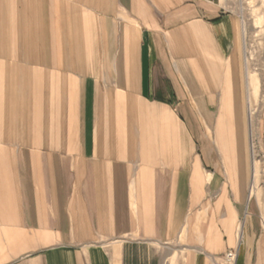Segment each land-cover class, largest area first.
<instances>
[{
  "label": "crops",
  "instance_id": "1",
  "mask_svg": "<svg viewBox=\"0 0 264 264\" xmlns=\"http://www.w3.org/2000/svg\"><path fill=\"white\" fill-rule=\"evenodd\" d=\"M248 81L222 0H0V264H264Z\"/></svg>",
  "mask_w": 264,
  "mask_h": 264
},
{
  "label": "rangeland",
  "instance_id": "2",
  "mask_svg": "<svg viewBox=\"0 0 264 264\" xmlns=\"http://www.w3.org/2000/svg\"><path fill=\"white\" fill-rule=\"evenodd\" d=\"M229 15L238 21L245 80H250V98L247 104L249 146L253 161V187L251 203L256 201L264 212V154L261 149L260 123L264 112V0H222ZM249 82V81H248ZM264 235V229L262 228ZM126 251L125 264H175L173 255L181 256L177 244L144 243L132 245ZM172 255V256H171Z\"/></svg>",
  "mask_w": 264,
  "mask_h": 264
},
{
  "label": "built area",
  "instance_id": "3",
  "mask_svg": "<svg viewBox=\"0 0 264 264\" xmlns=\"http://www.w3.org/2000/svg\"><path fill=\"white\" fill-rule=\"evenodd\" d=\"M264 229V227H263ZM237 256V250L236 249H230L225 254V259L227 264H234Z\"/></svg>",
  "mask_w": 264,
  "mask_h": 264
},
{
  "label": "bare ground",
  "instance_id": "4",
  "mask_svg": "<svg viewBox=\"0 0 264 264\" xmlns=\"http://www.w3.org/2000/svg\"><path fill=\"white\" fill-rule=\"evenodd\" d=\"M254 170V169H253ZM254 174V173H253ZM254 185L256 184V177H254V181H253Z\"/></svg>",
  "mask_w": 264,
  "mask_h": 264
}]
</instances>
